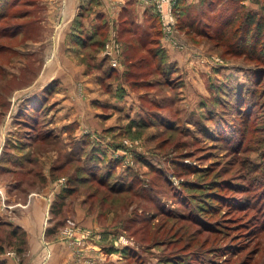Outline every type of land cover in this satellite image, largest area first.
I'll use <instances>...</instances> for the list:
<instances>
[{
	"label": "rangeland",
	"instance_id": "1",
	"mask_svg": "<svg viewBox=\"0 0 264 264\" xmlns=\"http://www.w3.org/2000/svg\"><path fill=\"white\" fill-rule=\"evenodd\" d=\"M210 1L183 0V8L187 9L194 6L204 8L207 6V2ZM61 2L55 0H22L20 5L17 6L16 10L18 13L15 18L5 22L7 25L15 22L20 25L26 24V28L24 29L21 25L22 28H19L13 36L7 35L2 38L3 42L10 44L12 49L8 51L0 50V165L6 162V158L12 159L10 154L14 156V154L31 152L36 157L34 179L30 177L28 172L20 173V171L25 170V162L22 164L23 169H18L20 168L19 165L14 164L15 173H4L0 170V182L1 180L6 182L3 187L0 184V213L7 212V205H12L8 201L7 191L14 192L13 184L9 183L15 182L16 178H22L23 180L22 185L18 186L19 189L35 191L34 196L38 195L39 191L46 186L45 184L49 183L52 190L51 195L53 196L52 205L59 201L58 194L60 195L64 186L68 185V178H66L67 175L65 173L66 177L56 176L54 178L50 168L51 165L55 164L58 158L63 159L64 157L70 159H75L72 157H76L82 159V162L86 165H89V163L93 164L95 163L94 148L98 147L96 153L100 154V149L105 151L108 147L111 157H121L122 160H124V157L115 155V152L121 154L123 150L124 154L130 159L128 164L134 165L133 167L140 172L139 177L141 179L146 181L148 178H153L160 191V199L157 197L158 204L164 206V210L173 209L177 212H181L182 209L185 210V207L180 204L184 197L181 188L192 197L197 195L195 201L200 206L209 202L219 208V212L215 213L214 217L221 218L222 216L223 219L221 218L220 224L219 221H214L213 225L219 226L224 235L214 232L211 234V232L206 230H201V233L197 234L200 239H203L206 234L217 238L222 237L220 239L221 243H223V247L226 246L228 251L224 253V256L217 259V264H238L245 258L247 253L251 255L250 258L248 257L251 260L250 264H264V219H260L259 208L256 210L241 207H238L240 209H235L225 202L219 203L207 198L204 194L208 191L204 188H199L203 186L201 182L205 179L201 173L188 172L178 175L177 169L174 167L178 153L187 151L193 152V155L185 159L191 166H198V168L211 166L215 168L213 170L211 168L208 175L212 182L213 178H216L215 172L218 168H225L222 170V177H230L239 172L234 169L236 165L228 163L233 155L231 151H226L223 148V142L214 133L215 124L219 125L222 123L223 125L224 121L222 119L225 118L227 122L236 126L241 119L240 116L243 117L244 115L242 113L249 109L252 112L251 124L257 130V132H253L254 136L260 137L264 135V104L260 106V102L264 100V93L263 99L258 98L262 88H264V64L262 62L258 63L254 54H235L232 51H227L224 44L217 46L215 40L179 29L177 27L178 18L176 17V30L170 36L164 35L161 26L160 43L169 44L168 48L172 47L171 49L178 52V57L182 59L179 67H177L178 80L172 81V83L165 82L160 79L157 71H154L144 79V82H148L147 85L132 84V81L126 80L124 76L126 70L125 44L124 39L119 35L121 19L126 15L130 18L136 16L134 5L130 4L127 7L128 13L121 12L118 22L115 19L114 24H106L105 41H103L105 43L110 37L112 30H114L120 51L118 70L114 74L117 80L124 82L130 90L131 106L134 105L129 114L130 119H142L144 124H130L126 113L122 112L114 115L110 113L111 120L108 124H104L102 119L99 120L100 124H88L90 119L94 120L93 117L95 115L84 112L77 115L78 121L72 120L69 122L64 135L62 133L54 135L52 133L60 131L52 119L57 104L55 95L59 87L58 82L54 79L47 84L49 86L53 85L52 89L47 93L49 102L45 120L49 127L46 129V127L43 128L41 124H38L39 129H35L38 133H35L30 124L26 122L28 118L21 113V109L27 96L33 94L31 91L34 88H40L37 87V82L36 86L33 84V80L41 72L44 62L50 59L51 54L53 57L58 52V48L57 50L54 48L53 42L59 37L61 18H59L60 8L59 6L57 7V4ZM98 2L99 0H80L72 25L81 26L84 17L93 11L100 12V17H104L105 12L108 11L106 5H104L106 3H102L104 6H98ZM215 2L216 0H213V3ZM222 2L230 5L241 4L247 9L264 12V0H222ZM119 6L121 4L117 3L115 10H118L117 7ZM215 7H219V5L215 4ZM51 12L53 13L52 16ZM110 12L116 13L113 9H110ZM117 16L119 15L117 14ZM168 51L167 49L165 50L167 56L169 54ZM192 60L194 63L191 62ZM186 61L188 64H186ZM195 61H199V65ZM190 68L195 72L187 73ZM260 71L262 72L260 73ZM262 73L263 82L256 83L259 89L257 88L252 92V86H255L253 83L255 77L258 74L260 78ZM111 80H114V77ZM114 81H116V78ZM239 85L245 86L243 89L244 96H242L244 99L241 96L240 99H237L235 96L239 92ZM43 88L41 91L36 90V93L40 95ZM82 98L85 103H89L90 100L87 99L86 94ZM244 100L249 102H244ZM257 100L258 102H256ZM107 110L109 112L112 109ZM139 110L144 112L139 113ZM111 112L114 111L112 110ZM152 112H155V114L161 112L162 117L158 115L161 119L148 114ZM95 120L97 121V117ZM160 120H167V122H173V124L161 123ZM111 121L114 124H110ZM168 125H172L175 129H168ZM80 126L83 138H73V132ZM91 128L92 131L90 130ZM47 130H50L51 136L54 137L51 140L55 141L54 145L48 148L44 147L43 149V144L37 145L38 142H42L38 139L35 142V146H33L32 144L29 145L30 143H26L27 139L23 138L26 136L31 139L36 138V136L45 134ZM206 130L207 134H204ZM79 136L81 137L80 134ZM177 136L180 137L178 139L180 142L181 140L184 142L180 147H175L174 145L177 141ZM82 139L90 140L88 142L89 145H83L81 143ZM260 151L261 148L250 153L254 162L262 160ZM139 153L142 156H146L145 161L137 157L135 160V155ZM43 155L46 156L43 157ZM149 162L156 167H161L165 174L161 176L157 172H153L150 165H148ZM128 164H125V166ZM66 168H69V165ZM120 170H122L121 167ZM37 172L38 175L35 174ZM235 176L232 178H236L238 180L236 182L242 180L240 175ZM196 180L197 182L194 183ZM111 181L110 179L108 184H112ZM186 181L188 182L186 183ZM89 183L90 181L82 184L77 182L78 185L68 192L61 212L52 214L54 217L48 223L49 227L47 230L49 231L50 228L54 227L55 231L53 233L55 234L56 232L58 238L63 239L77 249L88 250L93 245L91 248L97 254V257L93 258L94 264H132L129 263V259L127 260L124 255L126 247L142 251L143 247L150 246L154 252L162 250L161 247L165 249L163 242L170 240V234L166 233L165 229L171 224H174L175 228L186 224L192 230L199 228V225L191 224L189 220H178L174 217L165 216L163 210L160 213L161 209L157 205V200L149 201L146 197L139 201L132 194L131 201L127 194L119 195L120 193L113 194L111 193L113 191H109L108 201L106 200L102 203L100 196L106 194L98 192L91 196L88 194V187L86 186ZM182 183H193L197 187L188 188L183 186ZM99 187L101 189L106 188V186ZM222 192L225 193L227 191L222 190ZM16 193L17 197L21 195V192L17 190ZM227 194L238 196V203L244 202L246 196V192L241 191H230ZM23 195L25 196V193ZM226 201L233 205L229 196ZM75 204L81 206L83 218L79 219L76 216ZM137 215L152 216L149 221L152 232L147 233L148 229L146 228H144L145 234H142V229L134 232L135 228L138 229V226H142V223L138 221L133 222V218ZM68 217L74 218L75 226L67 234L64 227ZM88 217L90 221H86ZM233 220H236V222ZM215 223L218 224L216 225ZM162 224L163 227H161ZM212 242L213 238H211L208 246L213 244ZM4 244L5 251L13 249L7 242ZM176 245V243H173L172 247L174 248ZM194 246H199V244L196 243ZM148 254V263L154 264L158 257L151 255L149 250ZM214 255L215 253H210L208 258L201 260V263L197 264H216L212 260Z\"/></svg>",
	"mask_w": 264,
	"mask_h": 264
},
{
	"label": "trees",
	"instance_id": "2",
	"mask_svg": "<svg viewBox=\"0 0 264 264\" xmlns=\"http://www.w3.org/2000/svg\"><path fill=\"white\" fill-rule=\"evenodd\" d=\"M21 1L22 0H0V50L8 51L12 49L10 44L3 42V37L7 35L13 36L19 28H26V24H21V27V25L17 22L8 25L5 24V22L9 19L15 18L18 13L16 10L17 6L20 5ZM215 4L219 5V7L221 6V8L215 7ZM183 7V0H178L176 6V15L178 18L177 27L179 29L186 31L187 33L194 32L197 35H203L210 40H215L217 46L224 44L227 48V51H232L235 54H254L257 62H262L264 64V12L247 9L244 5L241 4H226L225 2H222V0H216L215 3H213V0L207 2V6L204 8L194 6L188 7L186 9ZM100 22L101 23L98 24L96 30L91 35L83 34L82 31L80 34H78L81 41L85 40L87 42V45H89L90 47L93 46L99 51L104 48V36L106 31V21L103 17H100ZM143 23L137 22L130 17L121 19L119 35L124 39L123 41L125 44V79L129 81L131 80L132 84L140 83L143 85H147L148 82H144V79L148 74L157 71L160 79L164 80L165 82L172 83V81L178 80V68L168 62V56L165 54V49L160 43L162 30L158 14L153 12L151 8H149ZM102 61L106 65L105 73L116 71L118 66H112L106 56L102 55ZM261 72L262 71H260V73ZM263 73L260 78L258 74L255 77V80L253 81L255 86H252V92H254L258 88L256 83L259 84L263 82ZM239 86V92L235 95L237 99H240V96H244L243 89L245 88V86ZM52 87L53 85H47L43 88L40 95H38L39 93L28 95L26 101L24 100L25 103L23 108L21 109V113L26 115V117L28 118L26 122L30 124L32 130L35 133H38V131L35 130L36 128L39 129L38 124H41L43 128L46 127V129H48L49 127L48 124H46L45 119L47 118L46 114L49 102V96L47 93L52 89ZM119 92H124L123 88L120 87ZM263 93L264 88H262L261 90V94L258 97L259 99L262 98ZM121 96L123 95L121 94L119 97ZM244 102L249 101L244 100ZM256 102H258V100ZM263 104L264 100L260 102V106H262ZM143 112V110H139V113ZM148 114H152V117H162L161 112H157V114H155V112ZM242 115L243 117L240 116L241 119L239 123L236 124V126L234 124H230L226 121L225 118H223V125L222 123L219 125L215 124L214 129V133L217 135V137H219L218 139L223 142V148L226 151H231L233 157L231 158V161L229 160L228 163L236 165L234 169L239 171L237 174H233L230 177H222V170H224L225 168L221 167V170L219 168L216 170V178H213L214 180L212 182V180L208 177L212 167L203 166L202 168H198V166H191L185 159L193 155V152L187 151H180L178 153V157L174 162V167L177 169L178 175L188 172L201 173L205 179H203L204 181L201 182L203 186H200L199 188H204L206 189V191H208L205 192L206 194H204L207 198L218 201L219 203L225 202L231 208L235 209H240L238 207L248 209L251 208L252 210H256L257 208H259L258 211L260 212V219L263 220L264 135L260 137L254 136L253 132H257V130L254 129V126L251 124L252 112L249 109L246 110V112L242 113ZM160 122L165 124H173V122H167V120H160ZM129 123L144 124L142 119L138 120L135 118H131L129 120ZM167 128L173 129L174 127L172 125H168ZM49 131L47 130L45 134L36 136V138L31 139L29 136L23 138L27 139L26 143H30L29 145L32 144L33 146H35V142H37L36 140L38 139L42 142H38L37 145L43 144V149L44 147L48 148L50 146H53L55 142L51 140V138L54 139V137L51 136V133ZM52 134L55 135L56 133ZM204 134H207V130L204 132ZM48 135L49 137H47ZM179 138L180 137L177 136V141L174 144L175 147H180L184 143L182 142V140L180 142L178 140ZM89 141L90 140H83L84 144H88ZM255 147L257 149L261 148L260 154L262 156V160L260 162H254L250 155L252 151H257ZM97 149L98 147L94 148L95 163L93 164L86 165L80 158L70 159L64 157L63 159L58 158L57 162L51 165L50 168L52 171V176L54 178H56V176L66 177V175V178H68V185H65L66 187L64 186L63 191L60 195L58 194L59 201L51 205L52 213L61 212V209L63 208L65 203L64 199L66 195L69 191H71V189L75 188L76 185H78L77 182L82 184L86 181H90V183L86 186L88 187L87 192L91 196L94 195V193L100 192L102 194L104 192L106 195L100 196V199H102V203L103 201H108L107 196L109 191H113L111 192L113 194H127L128 197H130L131 201L132 194L135 196V199H138L139 201L143 200L142 198L144 197H146L149 201H156L157 197L158 199H160V191L158 190L157 183L153 180V178H148L146 181H144L139 177L140 172H138L133 167L134 165L128 164L126 166H122V158L111 157L109 155L110 153L108 147L105 149V151L100 149V154L96 153ZM140 155V153L136 154L135 160L137 157L145 161L146 156ZM10 156H12V159L6 158V162L1 163L0 170H2L4 173H15L16 170H14V164L19 165L20 168L18 169H23L22 164L25 162V170L20 171V173L28 172V174H30V177L34 179L36 156H34L31 152L25 154H14V156L13 154H10ZM67 165H69V168H66ZM148 165H150V168H152L153 172H157L161 176L165 174L161 167H156L151 162H149ZM120 167L122 168V170H120ZM213 169L215 168H212V170ZM35 174L38 175V172ZM237 175H240L242 182H236L238 180H236V178H232L233 176L237 177ZM110 179L112 180V184H108V181ZM22 182V178H16L15 182L13 181V186L17 188L18 192H23L26 194L28 190L24 191L19 189L18 187L22 185ZM187 182L188 181H186V183ZM195 182H197V180L194 181V183ZM186 183H182V185L188 188L197 187L194 186L193 183ZM98 185L101 187L106 186V188L101 189ZM222 190H225L227 192L223 193ZM230 191L246 192L244 202L238 203L237 199H239V197L235 196L234 194H227ZM181 192L184 193V197L180 201V204L185 207V210L182 209L181 212H177L173 209L164 210V206H160L157 200V205L161 209L160 213L164 211L163 213L167 217H174L178 220H189L191 224L199 225V228H195V230L189 229L188 224L181 225L175 228V225L171 224L165 229V232L170 234V240L163 242L165 245V249L161 247L162 250L154 252L152 248H150V246L143 247L142 251L136 250V248L133 249L130 247H126L124 249V255L127 260L129 259V263L149 264V250L151 255H156L158 257L154 264H197L201 263V260L208 258L210 253H215V255L212 256V260L217 264V259L224 256V253L228 251L226 249V246L223 247V243H221L220 239L222 237L217 238L216 236L212 237L211 235L206 234L203 239H200L197 236L198 233H201V230H206L207 232H211V234L212 232H214L224 235L221 232L222 229L219 226L216 227L213 225L214 221H219L220 224L223 219L222 216V219L214 217V214L219 212V208L209 202L201 204L200 206L195 201V197L197 195L192 197L187 194L183 188H181ZM228 196L229 198H231V202L233 203V205L226 201L228 199ZM151 217L152 216L147 215L135 216L133 218V222L138 221L142 223V226H138V229L135 228L134 232L142 229V234H145L144 228L148 229L147 233L152 232L151 226L149 225ZM233 221L236 222V220ZM163 224L161 225V227H163ZM215 224L217 225L218 223ZM0 229V255L6 250L4 244L5 242H7L9 246L13 248L12 251H14L18 255H21L26 251L27 237L26 232L22 227L0 216ZM54 231V227L49 229V232ZM211 238H213V244L208 246ZM218 240L219 242H217ZM173 243L177 244L176 246H174V248L172 247ZM196 243L199 244V246H194V244ZM248 257L250 258L251 255L247 253L245 255V258H243L238 264H250L251 260ZM1 262L2 259L0 258V263Z\"/></svg>",
	"mask_w": 264,
	"mask_h": 264
},
{
	"label": "crops",
	"instance_id": "3",
	"mask_svg": "<svg viewBox=\"0 0 264 264\" xmlns=\"http://www.w3.org/2000/svg\"><path fill=\"white\" fill-rule=\"evenodd\" d=\"M55 1H62L57 4V7L60 8V15H58L61 18L59 37L55 41L56 44L53 42L54 48L56 50L58 48V52L53 57L51 54L50 59L44 62L41 72L33 80V84L36 86L37 82V87L40 88H34L31 93L35 94L36 90L41 91L42 87H45L54 79L58 82L59 87L55 95L57 104L52 116L54 124L60 130L56 134L62 133L64 135L69 122L72 120L78 121L77 115L84 112L95 115L94 120L90 119L88 124H100L99 120L101 119L104 120V124H108L111 120L110 113H113V115L121 112L126 113L127 120H130L129 114L134 105L131 106L128 86L117 80L114 72L105 73L106 65L102 61V50L99 51L93 46L90 47L85 40L81 41L78 36L81 31L83 34L91 35L96 30L98 24L101 23L100 12L93 11L87 14L81 26H74L72 20L77 12L80 0ZM98 3V6L106 3L104 5H106L108 11L105 12L106 14L103 17L106 24H114L115 19L118 22L120 13H128L127 7L130 4L134 5V12L136 13V16L131 18L143 23L149 9L144 0H99ZM117 3L121 6L117 7L118 10H115ZM110 9H113L116 13L110 12ZM52 12L51 16L53 15ZM108 12L113 15H109ZM161 45L165 50L168 51L169 49L168 62L175 67H179L182 59L178 57V52L173 51L172 47L168 48L169 44L163 42ZM191 62L194 63L193 60ZM195 63L199 65L200 62L195 61ZM186 64H188L187 61ZM202 65L204 64L202 63ZM192 68L187 70V73H194V68ZM113 77L114 80L116 78V81L111 80ZM119 86L123 88L124 92H119ZM85 94L87 99L90 100L88 104L82 98ZM121 94L123 96L119 97ZM107 109H112L114 112H111L112 110L108 112ZM96 117L98 122L95 120ZM110 124L114 123L111 121ZM90 130L92 131V128ZM82 133L80 126L73 132L72 137L76 139L83 138ZM81 143L84 145L83 139ZM45 156L43 155V157ZM5 183L3 180L0 182L2 187L5 186ZM9 184H13V182ZM45 185L36 196H34L35 191H28L25 196L22 192L17 197L16 187H13L14 192L7 191L8 201L12 205H7V212H1L0 215L24 229L27 237V249L21 255L12 250L4 251L0 255L2 259L0 264H94L93 258H96L97 254L91 248L93 245L88 250L77 249L63 239L58 238L56 232L54 234L47 230L48 223L54 216L51 212V201L53 199L51 185L49 186V183ZM32 195L33 197H31ZM75 214L79 219L83 218V211L79 204H75ZM86 221H90V218H86ZM91 242L93 243V241Z\"/></svg>",
	"mask_w": 264,
	"mask_h": 264
},
{
	"label": "built area",
	"instance_id": "4",
	"mask_svg": "<svg viewBox=\"0 0 264 264\" xmlns=\"http://www.w3.org/2000/svg\"><path fill=\"white\" fill-rule=\"evenodd\" d=\"M144 2L148 5L149 8H151L153 12L158 14L164 35L170 36L171 34H173L176 30L175 18L177 17L176 6L178 0H144ZM102 54L108 58V61L112 66H119L120 51L118 48L114 30H112L110 37L105 42ZM125 142H127V140H125ZM115 155L124 157V160L122 162L123 166H125V164H128L130 161L129 157L124 154L123 150L121 154L115 152ZM73 226H75L74 218L68 217L64 227L65 232L68 234L72 230Z\"/></svg>",
	"mask_w": 264,
	"mask_h": 264
}]
</instances>
